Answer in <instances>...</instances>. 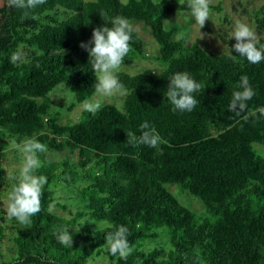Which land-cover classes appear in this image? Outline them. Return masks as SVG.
I'll use <instances>...</instances> for the list:
<instances>
[{
    "label": "trees",
    "instance_id": "16d2710c",
    "mask_svg": "<svg viewBox=\"0 0 264 264\" xmlns=\"http://www.w3.org/2000/svg\"><path fill=\"white\" fill-rule=\"evenodd\" d=\"M186 9L187 0H46L27 16L10 7L0 36V135L17 143L34 137L64 156L38 154L43 166L37 174L48 182L43 210L29 227L7 222L6 187L0 190V240L10 230L14 245L0 264H91L97 257H106L105 264H264V154L255 147L264 145L258 111L264 107V61L250 64L233 44L231 52H215L185 33L175 36L166 20ZM101 11L149 25L165 66L160 75L120 70L128 90L122 108L104 102L95 115L83 111L64 123L50 92L65 84L75 99L68 109L95 94L89 56L79 45L105 24ZM252 17L264 43V5ZM145 45L134 34L124 64L145 54ZM14 53H22L16 63L10 62ZM175 72H188L205 87L194 93L199 103L191 112H173L166 100ZM243 75L255 95L237 115L229 104ZM144 121L167 141L160 150L128 143L126 132L139 137ZM13 177L5 180L0 162V185L7 182L11 190ZM57 184L75 187L84 199L69 216L54 209L64 206ZM168 184L201 199L205 211L182 203ZM120 225L129 229L134 249L126 260L112 256L105 243ZM65 228L72 247L56 238Z\"/></svg>",
    "mask_w": 264,
    "mask_h": 264
},
{
    "label": "clouds",
    "instance_id": "9594fccd",
    "mask_svg": "<svg viewBox=\"0 0 264 264\" xmlns=\"http://www.w3.org/2000/svg\"><path fill=\"white\" fill-rule=\"evenodd\" d=\"M7 2L9 7L25 10V16H27L28 10L46 3V0H7ZM187 7L195 25L199 27L198 38L204 39L205 33L201 32V29L205 26L206 21L211 20V0H187ZM99 15L105 24L93 28L91 38L87 42L81 41L79 45L88 53V62H90L95 76L94 92L101 98L83 102L82 110L93 115L102 108L103 99L126 93L118 73L125 58L132 51L131 41L134 34L138 32V27L134 26L132 21L126 17H109L105 11H101ZM108 22L111 23L110 27ZM231 38L235 39L232 49L250 64H259L264 61V43L260 42L257 34L249 25L237 22L234 25ZM21 58L22 53H14L10 62L16 63ZM152 71L160 75L157 71ZM168 80L169 84L164 95L172 105V111L181 113L193 111L199 103L194 93L204 90L205 87L192 78L188 72H175L168 77ZM238 88L239 90L232 93L229 111L241 115L246 112L247 102L253 98L255 91L251 87L247 75L241 76ZM258 111L260 115L264 116V107ZM140 129L139 137L132 132H126L127 141L132 146L146 145L149 148L160 150L162 144H167V141L148 121L141 123ZM11 148L20 154L21 165L18 173L13 177L15 183L8 193L7 216L27 228L32 223V217L43 210L42 197L48 181L46 176L37 174L38 169L43 166L38 154L47 151V146L32 137L19 143L13 141ZM51 210V206H49V212ZM129 234V229L124 225L109 232L105 236L107 251L112 256L126 260L134 250L127 238ZM56 238L63 246L72 247L73 237L69 234L68 228L60 231Z\"/></svg>",
    "mask_w": 264,
    "mask_h": 264
},
{
    "label": "rangeland",
    "instance_id": "374dc122",
    "mask_svg": "<svg viewBox=\"0 0 264 264\" xmlns=\"http://www.w3.org/2000/svg\"><path fill=\"white\" fill-rule=\"evenodd\" d=\"M160 1V0H155ZM211 4H219L220 10L213 7L211 13V20L206 21L205 26L201 29V32L205 33L204 39H199V27L195 25L194 20L190 15V10L176 11L172 16L166 20V25L172 28L175 32V36L185 33L189 36V41H196L201 46L210 51L222 52L230 51V46L235 43V39L231 38L234 25L237 22H243L249 25L252 30L257 34L258 38L262 36L258 30L256 22L252 17V13L260 6L264 5V0H211ZM10 7L8 6L7 0H0V36L5 31L4 23L7 19ZM132 23L138 27V33L145 40L146 53L137 54L132 64H123L121 70H126L130 73H136L138 71H162L165 66L163 62L157 59L159 53V43L156 41L153 31L149 25L143 20L133 19ZM198 38V39H197ZM231 52V51H230ZM151 69V70H146ZM117 95L112 98H105L104 102L115 103L118 107H123V101L125 95ZM52 107L61 113V121L75 122L82 114V103H77L72 109H68L69 106L75 101L73 93L65 85L60 84L50 92ZM101 99L94 94L90 99ZM13 140L3 137L0 135V162L5 168V180L9 181L13 176L18 173V169L21 165L20 154L11 148ZM255 147L264 154V145L255 143ZM47 152L55 158H62L64 154L61 152L50 149L47 147ZM74 157V155H72ZM6 187V194L3 196L4 207L7 211L8 206V193L10 188L7 182L0 185V190ZM167 187L179 198V200L186 204L191 209L197 212L205 211L204 202L191 194L188 191L182 190L177 184H168ZM56 194L59 196L60 202L64 206H56L54 209L63 216H69L84 202L80 192L75 187H63L61 184L55 185ZM5 217L7 222L11 224L12 219H9L7 213ZM91 221L92 219L89 218ZM96 225H104L103 221H96ZM161 238L165 239V236ZM156 240L151 243H155ZM157 242V241H156ZM13 241L12 234L8 230L5 237L0 240V261L8 260L13 255ZM107 261L106 257H97L91 261V264H105Z\"/></svg>",
    "mask_w": 264,
    "mask_h": 264
}]
</instances>
